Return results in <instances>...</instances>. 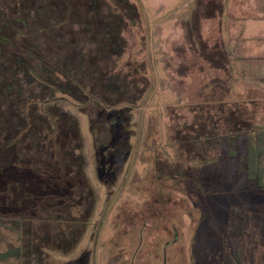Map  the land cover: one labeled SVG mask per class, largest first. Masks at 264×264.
<instances>
[{"label": "rangeland", "instance_id": "obj_1", "mask_svg": "<svg viewBox=\"0 0 264 264\" xmlns=\"http://www.w3.org/2000/svg\"><path fill=\"white\" fill-rule=\"evenodd\" d=\"M18 1L24 3V11L18 9ZM215 1L222 4L223 13L203 20L202 34L210 47L218 45L229 54L227 68L210 61L213 49L202 55L186 39L184 24L198 0H96L98 9L92 14L102 20L99 24L83 22L84 17L76 14L68 17L63 0H0V35L8 37L0 40V62L5 46L12 47L10 38L20 42L12 47L18 60L24 49L31 48L57 60L71 56L70 49L78 45L75 54L82 61L81 69L77 70L76 59L72 66L80 82L69 79L73 85L67 88L60 84L46 89L24 68L18 69L10 77L23 94L20 102L4 92L0 67V213L26 221L21 237L18 228L0 226V253L35 236H59L58 225L46 223L57 215L76 223L93 213L85 236L70 253L50 252L51 257L43 254L42 259L49 264H223L227 227L234 224L238 234L234 233L231 246L239 252L237 264H264V191H219L217 198L229 200L220 201L224 210L213 206L206 222L210 205L202 206V200L179 192L181 187L174 185L165 166L180 161L178 168L196 164L200 169L199 162L225 160L228 151L242 154L245 131H264V0ZM69 2L79 8L76 11L90 4V0ZM103 21L112 31L122 25L121 38L127 44L114 71L116 53L105 44L109 38ZM82 22L87 35L76 34ZM101 44L109 61L102 59ZM38 72L49 74L42 66ZM9 80L12 85L14 79ZM59 81L66 82L60 75ZM84 85L91 86L89 94ZM83 92L117 106L108 109ZM27 102L25 114L36 106L37 112L54 121L48 111L56 104L58 113L76 120L79 130L71 117L62 116L57 123L54 142L59 152L52 142L45 144L48 118L34 113L28 121L21 113L20 105ZM174 125L192 141L184 146L175 143ZM123 126L130 132V145ZM216 136L220 140L214 146L206 141ZM182 137L181 133L178 139ZM56 161L63 164L61 169ZM85 174L90 186L82 179ZM14 184L25 188L33 201L30 207L10 204ZM238 194L244 195L243 200L237 199ZM233 208L243 209L249 219L240 221ZM215 225L217 250L212 247L209 252L206 245V253L198 255L199 239ZM77 228H73L76 237ZM69 237L68 232L67 242ZM28 253L24 249L25 257Z\"/></svg>", "mask_w": 264, "mask_h": 264}, {"label": "trees", "instance_id": "obj_2", "mask_svg": "<svg viewBox=\"0 0 264 264\" xmlns=\"http://www.w3.org/2000/svg\"><path fill=\"white\" fill-rule=\"evenodd\" d=\"M65 3V7H66V11L68 13V17H72L71 14H76V17L78 18H83V22L86 20V22L88 21H92L93 23H102V20L100 18H98V16H94L92 14L93 11H97L98 9V5L95 1L90 0V4L87 2V0H85V2H87V4L85 3L84 9L76 11L78 9L75 10V8L73 7L72 3L69 2V0H63ZM84 1V0H83ZM23 2L22 1H18V9H21V11H24V7L23 6ZM97 5V6H96ZM87 6H90L91 9H88ZM94 7V8H93ZM76 12V13H75ZM223 13V6L220 2L215 1V0H211L208 3H203L202 0H198L197 2V7L196 10L192 13V17L189 21L185 22L184 26H185V30H186V39L188 41V43L193 47L196 48L197 51L204 55L206 53H209V51H211L213 49V51H211L212 55L214 57L211 56L210 54V61L211 62H218L219 66L221 68H227L229 63H230V57L229 54L224 50L221 49L220 46L215 45V47H210L203 38V34H202V21L203 20H207V19H214L216 18L218 15L220 16ZM25 17H26V12H25ZM24 17V18H25ZM113 18V17H112ZM111 18V16L108 17V20H113ZM121 21V20H120ZM81 23V26H79L77 33L78 35H87L86 32H82L83 30H87ZM104 23V33L106 34V36H108V40L106 39L105 44L107 45V47L112 48L113 52L116 53L115 54V63H114V67L112 68L113 71L115 70V66L117 63L118 58L120 57V54H122L123 49L126 47V42L121 38V31H122V25H119L121 27L116 29H111V25H106V23L103 21ZM96 24V25H97ZM95 25V24H94ZM105 28H107L105 30ZM108 30V31H107ZM88 31V30H87ZM81 33V34H80ZM2 37H6L3 35H0V40ZM72 37L78 38L76 37V35H72ZM8 38V37H6ZM16 39V38H15ZM15 39H11L10 38V44L13 47V45H15L16 40ZM73 41V39H71ZM79 39H78V43H79ZM121 42V43H120ZM16 43H20V42H16ZM72 43V42H71ZM104 43V42H103ZM116 43H118V46H116ZM64 46V45H63ZM102 46V44H101ZM116 46V48H115ZM12 47H6L5 46V50H4V61L0 62V67H2L3 72L1 71V73L5 74V77L3 79L2 83V88L4 89V92L6 93V95H10L11 98L14 101H21L23 99V94L21 92V90L18 89L17 86V81L14 78V73L15 71H17L20 68H24L26 73L32 77L33 79H35L42 87L49 89V86H54V87H58L60 84H63L66 86L69 85H73L72 82L69 81V79H76L77 81L80 82V80L77 79V72H76V68H73V64H74V59L78 60L79 62L77 63V70L82 68V65L80 63L81 59H79L77 57V54H75V50L77 49V46H72L71 50V56L70 53L68 54L69 56L63 58L61 57L58 58L57 60L49 57V56H45L43 55V53L41 51H38V48H31V49H24V55H22V57L20 58V60L17 59V55H15L14 53H12ZM102 48L104 49V57L102 59L105 60H110V56L106 54V48L104 46H102ZM101 49V48H100ZM40 50V49H39ZM69 50V51H70ZM102 51V50H100ZM6 53H9L8 55ZM65 55V54H64ZM75 55V56H74ZM82 62V61H81ZM99 64V63H98ZM10 65L14 66L10 67ZM42 66L44 68H46L49 71V74H46V76H43L41 72H38L39 67ZM98 67H95L94 69L92 68V72L94 73V71H98ZM10 68H12V72H10ZM12 75V77H10V75ZM59 75L63 76L66 80V82L62 83L59 81ZM116 76H120V74L116 73L114 74ZM50 77V78H49ZM10 79H14L12 85H10ZM52 79L56 80L59 83H54V81H52ZM46 82V83H45ZM82 84V83H81ZM83 85V84H82ZM9 86V87H8ZM88 87V94L91 91V86L89 85H84V87ZM56 87V89H57ZM76 88V87H75ZM64 94H66L65 90H64ZM83 94L89 99L91 98H95V100L99 101L100 103H104L106 105V108H114L117 105L114 106H109V104H107L106 102L101 101L100 99L96 98L95 96H87V94L85 92H83ZM48 98V97H46ZM43 101V99H42ZM89 101V100H88ZM96 102V101H95ZM130 102V101H129ZM28 102L25 105H20L22 107H20V111L21 113L24 115V117L26 119H28V121H30V119H32V115L38 114L41 115L43 117H47L49 122H50V128L44 133V138H45V144L47 145L48 143L52 142L53 145L55 146V148L57 149V151L59 152V145L57 144V142L55 141V136L58 132L57 129V123L61 120V117L63 116H67V117H71L73 119V121L75 122L76 127L78 128V124L76 122V120L73 118L72 115L68 114V113H58L57 112V108L58 106L56 104H54V106L50 107V111H48L49 113L53 114V116L55 117V120L52 121L51 117L43 114V113H39L37 112V107L36 106H32L31 108V113L30 114H25L23 109L27 106ZM98 104H96L97 106ZM101 107V106H98ZM205 107V106H204ZM98 108L95 110V112H97ZM104 111V110H103ZM105 112V111H104ZM100 118V117H99ZM208 120V118L205 119V121ZM240 123V122H239ZM242 123V122H241ZM249 124V123H248ZM29 126V125H28ZM31 123L29 128H31ZM249 126H252L251 124ZM124 130L126 131L127 135H126V139H129L127 141V144L130 145V132L126 130V126H123ZM175 133H176V141L175 143H179L182 146H184V144L186 142H191V138H193L191 135L188 136V134L183 133V131L181 129H176L175 125ZM180 128V127H179ZM28 129V127H27ZM79 130V128H78ZM183 130H186V127H183ZM254 131V128L250 130L245 131L246 134V146L245 149L243 151L242 154H237L236 152H232V151H228L224 157L225 160H219V159H213V161L211 163H206L202 165V162H199V164H201V168H197L196 164L195 165H189V166H183L180 167L181 162H175V163H169V164H165L166 168L169 169L170 171V176L173 175L174 179H175V183L174 185H177L179 187H181V191L182 194H187L188 196L192 197L193 200L197 199V202L200 200H202L200 202V204H202V206L205 204L206 207L210 205L209 208H207V213L205 211V213L207 214L206 217V222L209 221V217L208 216V212H213L214 210L212 209L213 206L217 207L218 210H224L222 207H220L221 204L226 203L227 200H222V198H217V195L219 191L221 190H231V191H253L254 193H260L264 191V131L261 130L258 134H252V132ZM26 132V131H25ZM182 133L183 137L182 139H178L180 137V134ZM179 135V136H178ZM220 140L219 136H216L214 140H210L209 138L206 139V141L211 142V144L214 146L215 144H217V141ZM16 141V140H15ZM17 142V141H16ZM100 142V141H99ZM11 143V142H10ZM14 145L16 143H14V141L12 142ZM100 144L102 145V147L104 148H108L107 144H102V142H100ZM233 147V146H231ZM11 148V146H10ZM58 163L59 169H61V166H63L62 163H59L58 161H56ZM194 162V161H191ZM81 167L83 172L84 171V163H81ZM209 164V165H208ZM198 165V164H197ZM200 166V165H199ZM176 167V168H174ZM11 168V167H10ZM10 173H12L10 171ZM172 176V177H173ZM160 178V177H159ZM82 179L85 180L88 185L89 184V180L85 176H82ZM12 190H13V194L14 196L12 198H10V204L11 205H15V206H26V207H30V205L33 204V201L31 199H29L28 197H26V190L24 187H19L18 184H14L12 185ZM204 192L206 193L205 195L211 199L210 203L208 204L207 200L204 197ZM183 194V195H184ZM244 195L238 194V198L240 200H243L241 198H243ZM216 198V199H215ZM200 199V200H199ZM221 201V204H220ZM218 204V205H216ZM95 207V206H94ZM212 209V210H211ZM215 211H217L215 209ZM222 212V211H220ZM223 213V212H222ZM232 213L236 214V216L238 217V219H240V221H246L248 220V215L247 213L243 210V209H232ZM93 214V213H92ZM86 215L83 217V219L79 220H75L76 223L70 222V220L68 221L67 219H65V217L57 215L54 219V221H49L47 220L46 223H50L53 222L51 224H57L58 227L60 228L61 232L59 233V236H52L50 235L49 238H44L43 236L40 237H33L32 239H29L27 241V243L25 245L24 242H22L20 245L6 250L4 253H0V262L1 261H9L11 259H18V260H23V258H29L28 264H49V262L47 260L42 259V255H49L50 256V252H61V253H70L76 246L77 243H79L81 241V239L85 236L86 231H87V226L90 223V218L91 215ZM205 214V215H206ZM26 221L20 220V219H13L11 217H5L3 215H1L0 213V226L1 227H6L9 229H14V228H18L19 229V236L21 237L23 235V228H24V223ZM218 223V222H217ZM234 225V224H233ZM232 225V226H233ZM74 226H78L77 231L80 232V234H78V236H75V233L73 231ZM231 226V228L227 227V232H228V241H226V245L225 248L222 247V261L223 264H237V260H239V252L236 249H232L234 247L231 246L232 242L234 243L233 239H234V233H237L236 229H233ZM215 229L212 230L209 234H206L209 231H206L204 233V236L202 238L199 239L198 242V255L200 254V252H204L206 253V245H208L209 247V252H212L211 248L213 247V252H215L217 250V248H215V246H213V242L216 241L215 237L217 236V234H215L214 232L218 231L219 227L218 226H214ZM240 227V226H239ZM222 228V226H221ZM70 234V237L68 238L69 242H67V238H66V233ZM207 241V242H205ZM197 243V242H196ZM67 248V249H66ZM24 249H28V256L25 257L24 255ZM48 252V253H47ZM51 257V256H50ZM218 257L217 255H215V258ZM218 259V258H217Z\"/></svg>", "mask_w": 264, "mask_h": 264}]
</instances>
